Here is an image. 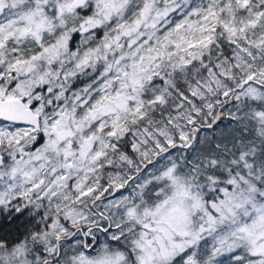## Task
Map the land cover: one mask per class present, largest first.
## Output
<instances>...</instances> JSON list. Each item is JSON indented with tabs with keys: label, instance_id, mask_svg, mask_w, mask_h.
Returning <instances> with one entry per match:
<instances>
[{
	"label": "snow or ice",
	"instance_id": "snow-or-ice-1",
	"mask_svg": "<svg viewBox=\"0 0 264 264\" xmlns=\"http://www.w3.org/2000/svg\"><path fill=\"white\" fill-rule=\"evenodd\" d=\"M0 264H264V0H0Z\"/></svg>",
	"mask_w": 264,
	"mask_h": 264
}]
</instances>
